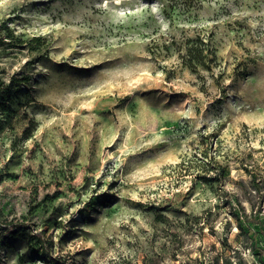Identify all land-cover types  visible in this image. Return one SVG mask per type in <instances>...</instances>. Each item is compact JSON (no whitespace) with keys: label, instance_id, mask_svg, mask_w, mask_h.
Here are the masks:
<instances>
[{"label":"rangeland","instance_id":"1","mask_svg":"<svg viewBox=\"0 0 264 264\" xmlns=\"http://www.w3.org/2000/svg\"><path fill=\"white\" fill-rule=\"evenodd\" d=\"M2 38L0 222L45 234L1 264H261L264 0H0Z\"/></svg>","mask_w":264,"mask_h":264},{"label":"trees","instance_id":"2","mask_svg":"<svg viewBox=\"0 0 264 264\" xmlns=\"http://www.w3.org/2000/svg\"><path fill=\"white\" fill-rule=\"evenodd\" d=\"M192 5L191 3L189 4V6ZM3 29L6 32V35L4 37L6 38H10V40H17V42H21V40L17 39V37H15L13 35V32L8 29V27L6 25H3ZM3 38L0 40L1 43H3ZM29 44H31L32 47H30V50L32 49H36L38 48V46H40L42 44V40L41 37L39 36H35L33 37L31 40H29ZM187 58H188V63L190 61V65L189 66H195V65H201L203 67H206V63H205V58L207 57L206 54H204L202 48L200 47H196V46H189L187 47ZM192 60H195L194 65H192ZM11 81H9L8 83H5L4 80L1 77V73H0V110L2 109H6V103H5V96L9 90V87L11 85ZM1 121V119H0ZM216 176V175H215ZM215 177H213L214 179ZM1 179V178H0ZM205 182L208 181V179L206 177H204L203 179ZM253 189L257 190L258 192L260 190H262L259 187L253 186ZM2 214L0 213V216ZM233 217L235 219L236 222V228L238 230L239 234H244V235H252L253 229H251L249 226L248 227H244L242 222H241V218H240V214L238 212L233 214ZM256 224H260L258 223V218H256ZM0 249L4 246V241L7 237H21L24 239H30V240H34L36 243L41 244V242L43 241L44 238V234L45 231L43 229H35L31 226V224L29 223V221L27 220H15V221H8L6 222L5 219H3V222H0ZM28 230V231H27ZM260 233L264 236V227L262 229V231H260ZM251 251H252V255L256 256L257 260L261 263L264 264V245H259V246H252L251 247ZM1 264V262H0Z\"/></svg>","mask_w":264,"mask_h":264}]
</instances>
